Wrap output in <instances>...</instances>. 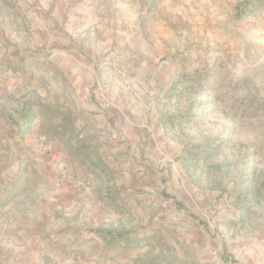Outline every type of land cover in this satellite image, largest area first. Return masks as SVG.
Here are the masks:
<instances>
[{
    "label": "rangeland",
    "instance_id": "obj_1",
    "mask_svg": "<svg viewBox=\"0 0 264 264\" xmlns=\"http://www.w3.org/2000/svg\"><path fill=\"white\" fill-rule=\"evenodd\" d=\"M2 155L0 264H264V0H0Z\"/></svg>",
    "mask_w": 264,
    "mask_h": 264
},
{
    "label": "crops",
    "instance_id": "obj_2",
    "mask_svg": "<svg viewBox=\"0 0 264 264\" xmlns=\"http://www.w3.org/2000/svg\"><path fill=\"white\" fill-rule=\"evenodd\" d=\"M23 143V142H22ZM8 160L7 157L2 155L0 157V186L3 182H6L8 180V178L10 177V172H8ZM72 197V193H68L66 192L65 189L62 190H58L56 193H52L50 195L45 196V198H42L41 200H36L35 206L39 207V209L41 210L43 206H49L51 203H55V204H62V202H65V200H70V198ZM97 203V202H96ZM54 204V205H55ZM6 202L5 204H3V206L0 207V211H4L6 210ZM98 209V206H96V210ZM48 214L51 213V210L48 209ZM69 214V213H64V215ZM71 215H75L76 211L73 210L71 213ZM28 215V216H27ZM98 216V215H97ZM41 216V213L38 214V216L35 218V214L34 213H22L20 214L19 219L21 220L20 224L21 225H13L10 226V228H15L17 229L18 227H21L22 229H27V228H31L34 229L35 227L39 226L38 223H36V219H39ZM42 220V219H41ZM81 221L80 218H78V223ZM19 232V231H18ZM19 240H21L20 235L16 236ZM23 239L25 240H21V242L17 245L14 246V248H10V247H6V246H2L0 248V260L2 261L3 259H5L6 257L10 256V258L12 259H26V258H30L31 255L37 253L39 251L40 246H35L33 245L34 243H36L35 241L30 242L29 240L26 239V237L22 236ZM33 256L30 258L32 259ZM241 264H245L243 262H241Z\"/></svg>",
    "mask_w": 264,
    "mask_h": 264
},
{
    "label": "built area",
    "instance_id": "obj_3",
    "mask_svg": "<svg viewBox=\"0 0 264 264\" xmlns=\"http://www.w3.org/2000/svg\"><path fill=\"white\" fill-rule=\"evenodd\" d=\"M228 264H239V263H237V262H230V263H228Z\"/></svg>",
    "mask_w": 264,
    "mask_h": 264
}]
</instances>
